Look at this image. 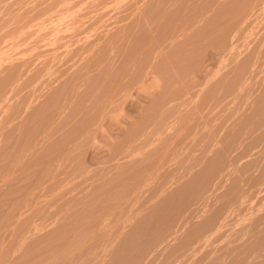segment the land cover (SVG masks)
<instances>
[{
    "label": "rangeland",
    "instance_id": "374dc122",
    "mask_svg": "<svg viewBox=\"0 0 264 264\" xmlns=\"http://www.w3.org/2000/svg\"><path fill=\"white\" fill-rule=\"evenodd\" d=\"M132 1L0 0V264H264V0Z\"/></svg>",
    "mask_w": 264,
    "mask_h": 264
},
{
    "label": "bare ground",
    "instance_id": "6f19581e",
    "mask_svg": "<svg viewBox=\"0 0 264 264\" xmlns=\"http://www.w3.org/2000/svg\"><path fill=\"white\" fill-rule=\"evenodd\" d=\"M103 1H104V0H103ZM108 1H109V0H108ZM110 1H111V0H110ZM122 1H123V0H122ZM130 1H132V0H130ZM145 1H146V0H145ZM159 1H160V0H159ZM193 1H195V0H193ZM196 1H197V0H196ZM214 1H215V0H214ZM224 1H225V0H224ZM224 1H223V2H224ZM234 1H235V0H234ZM234 1H232V2H234ZM255 1H256V0H255ZM258 1H260V0H258ZM88 2H89V1H88ZM88 2H87V3H88ZM93 2H94V1H93ZM98 2H99V1H98ZM132 2H133V1H132ZM132 2H131V3H132ZM140 2H141V1H140ZM191 2H192V1H191ZM240 2H243V1L241 0ZM249 2H250V1H249ZM263 2H264V1H263ZM101 3H102V2H101ZM142 3H143V2H142ZM144 3H146V2H144ZM201 3H203V1H202ZM225 3H226V2H225ZM247 3H248V2H247ZM247 3H246V4H247ZM257 3H258V2L256 1L255 4H257ZM94 4H95V3H94ZM96 4H98V3H96ZM99 4H100V3H99ZM120 4H121V3H120ZM120 4H119V5H120ZM124 4H126V3H124ZM133 4H134V3H133ZM173 4H175V3H173ZM176 4H177V3H176ZM188 4H190V3H188ZM217 4H219V2H218ZM220 4H221V3H220ZM223 4H224V3H223ZM239 4H240V3H239ZM248 4H249V3H248ZM255 4H254V5H255ZM261 4H262V3H261ZM108 5H109V4H108ZM119 5H118V6H119ZM143 5H144V4H143ZM148 5H149V4H148ZM178 5L181 6V4H178ZM186 5H187V2H186ZM196 5H197V4H196ZM205 5H206V4H205ZM205 5H203V6H205ZM209 5H210V3H209ZM209 5H208V7H210ZM225 5H226V4H225ZM229 5H230V3H229ZM232 5H233V4H232ZM236 5L239 6L238 4H236ZM262 5H263V4H262ZM84 6H85V5H84ZM90 6H91V5H90ZM90 6H89V7H90ZM92 6H93V5H92ZM98 6H99V5H98ZM111 6H112V4H111ZM114 6H115V4H114ZM120 6H122V4H121ZM123 6H124V5H123ZM125 6H127V5H125ZM193 6H195V5H193ZM198 6H200V5H198ZM240 6H241V5H240ZM252 6H253V5H252ZM252 6H250V7H252ZM89 7H88V9H89ZM93 7H94V6H93ZM95 7H96V6H95ZM173 7H174V5H173ZM173 7H171V8H173ZM186 7H187V6H186ZM195 7H196V6H195ZM206 7H207V6H206ZM211 7H212V6H211ZM224 7H225V6H224ZM232 7H233V6H232ZM104 8H105V7H104ZM124 8H125V7H124ZM132 8H133V7H132ZM146 8H147V7H146ZM151 8H152V7H151ZM179 8H180V7H179ZM190 8L192 9V7H190ZM220 8H221V7H220ZM236 8H238V7H236ZM253 8H254V7H253ZM256 8H257V7H256ZM262 8H263V7H262ZM91 9H92V8H91ZM95 9H96V8H95ZM98 9H99V8H98ZM98 9H97V10H98ZM126 9H127V8H126ZM139 9H140V8H139ZM139 9H138V10H139ZM141 9H142V8H141ZM147 9H148V8H147ZM173 9H174V8H173ZM181 9H182V8H181ZM187 9H189V8H187ZM197 9H198V8H197ZM209 9H210V8H209ZM233 9H234V8H233ZM244 9H245V7H244ZM246 9H247V8H246ZM250 9H251V8H250ZM257 9H258V8H257ZM102 10H103V9H102ZM110 10H111V9H110ZM119 10H120V8H119ZM119 10H118L117 12H120ZM124 10H125V9H124ZM132 10H133V9H132ZM143 10H144V8H143ZM152 10H153V8H152ZM185 10H186V8H185ZM185 10H184V11H185ZM193 10H194V9H193ZM222 10H223V9H222ZM225 10H226V9H225ZM251 10H252V9H251ZM254 10H256V9H254ZM85 11H86V10H85ZM89 11H91V10H89ZM130 11H131V9H130ZM146 11H147V10H146ZM184 11H182L181 14H182ZM187 11H188V10H187ZM189 11H190V9H189ZM195 11H196V10H195ZM203 11H204V10H203ZM226 11H227V10H226ZM237 11H238V10H237ZM262 11H263V10H262ZM93 12H94V11H93ZM128 12H129V11H128ZM128 12H127V13H128ZM138 12H140V11H138ZM148 12H149V11H148ZM153 12H154V11H153ZM174 12H175V11H174ZM198 12H199V11H198ZM209 12H210V11H209ZM209 12H208V13H209ZM228 12H229V10H228ZM232 12H234V10L231 11V13H232ZM240 12H241V11H240ZM240 12H239V13H240ZM246 12H247V11H246ZM246 12H245V13H246ZM248 12H249V11H248ZM248 12H247V13H248ZM259 12H260V11H258V13H259ZM83 13H84V12L82 11V14H83ZM86 13H87V12H86ZM98 13H99V12H98ZM108 13H109V12H108ZM115 13H116V12H115ZM125 13H126V11H125ZM144 13H145V12H144ZM158 13H159V12H158ZM170 13H171V12H170ZM193 13H194V12H193ZM196 13H197V12H196ZM225 13H226V12H225ZM242 13H244V12H242ZM245 13H244V14H245ZM253 13H254V12H253ZM17 14H18V13H17ZM88 14H89V13H88ZM103 14H104V13H103ZM116 14H117V13H116ZM116 14H115V16H116ZM140 14H141V13H140ZM152 14H153V13H152ZM160 14H161V13H160ZM176 14H177V13H176ZM176 14H175V16H176ZM183 14H184V13H183ZM190 14L192 15V13H190ZM205 14H206V13H205ZM233 14H234V13H233ZM255 14H256V13H255ZM255 14H254L253 18L255 17ZM90 15H91V14H90ZM90 15H86V16H89V17H90ZM107 15H108V14H107ZM120 15H122V14H119V16H120ZM127 15H128V14H127ZM147 15H148V14H147ZM162 15H163V14H162ZM162 15H160V16H162ZM170 15H171V14H170ZM178 15H180V14H178ZM185 15H186V14H185ZM191 15H190V18H191ZM197 15H199V14H197ZM203 15H204V14H203ZM209 15H210V14H209ZM212 15H213V14H212ZM222 15H223V14H222ZM222 15H221V16H222ZM94 16H95V14H94ZM97 16H98V15H97ZM108 16H109V15H108ZM124 16H126V15H124ZM154 16H156V15H154ZM157 16H158V14H157ZM172 16H174V15H172ZM172 16H171V17H172ZM175 16H174V17H175ZM194 16H195V14H194ZM226 16H227V15H226ZM232 16H233V15H232ZM247 16H248V15H247ZM249 16H250V15H249ZM257 16H258V15H257ZM14 17L17 18L16 16H14ZM95 17H96V16H95ZM102 17H103V16H102ZM110 17H111V16H110ZM151 17H152V16H151ZM176 17H177V16H176ZM197 17H198V16H197ZM200 17H201V16H200ZM208 17H209V16H208ZM218 17H219V16H218ZM223 17H224V16H223ZM229 17H230V16H229ZM237 17H238V16H237ZM237 17H235V18L237 19ZM240 17H242V16L240 15ZM259 17L261 18V16H259ZM10 18H11V17H10ZM18 18H19V17H18ZM76 18H77V17H76ZM81 18L83 19V18H85V17H81ZM81 18H79V19H81ZM91 18H92V17H91ZM113 18H114V16H113ZM116 18H117V17H116ZM119 18H121V17H119ZM126 18H127V16H126ZM161 18H162V17H161ZM185 18H186V17H184V19H185ZM201 18H202V17H201ZM210 18H211V17H210ZM221 18H222V17H221ZM231 18H233V17H231ZM246 18H247V17H246ZM251 18H252V17H251ZM263 18H264V17H263ZM87 19H88V18H87ZM87 19H84V20H87ZM97 19H98V18H97ZM121 19H123V18H121ZM142 19H143V18H142ZM150 19H151V18H150ZM156 19H157V18H156ZM158 19H159V18H158ZM177 19H178V18H177ZM179 19H180V18H179ZM181 19H182V18H181ZM216 19H217V18H216ZM219 19H220V18H219ZM224 19H225V18H224ZM239 19H240V18H239ZM256 19H257V18H256ZM17 20H18V19H17ZM77 20H78V19H77ZM84 20H83V21H84ZM90 20H91V19H90ZM104 20H105V19H104ZM112 20H113V19H112ZM160 20H162V19H160ZM166 20H167V19H166ZM172 20H173V18H172ZM211 20H212V18H211ZM245 20H247V19H244V22H245ZM262 20H263V19H262ZM75 21H76V19H75ZM100 21H101V20H100ZM109 21H110V20H109ZM115 21H116V20H115ZM147 21H148V19H147ZM154 21H155V20H154ZM157 21H158V20H157ZM168 21H170V20H168ZM174 21H175V20H174ZM222 21H223V19H222ZM230 21H231V20H230ZM235 21H236V20H234L233 22H235ZM240 21H241V20H240ZM257 21H258V20H257ZM79 22L81 23V21H79ZM102 22H103V21H102ZM105 22H106V21H105ZM116 22H117V21H116ZM163 22H164V21H163ZM166 22H167V21H166ZM170 22H171V21H170ZM177 22H178V21H177ZM183 22H184V21H183ZM183 22H182V25H183ZM186 22H187V20H186ZM186 22H184V24H185ZM199 22H200V21H199ZM208 22H209V21H208ZM228 22H229V21H228ZM228 22H227V24H228ZM252 22H253V21H252ZM82 23H83V22H82ZM87 23H88V24H91V23H89V22H87ZM94 23H95V22H94ZM97 23H98V22H97ZM100 23H101V22H100ZM103 23H104V22H103ZM156 23H157V22H156ZM160 23H161V22H160ZM172 23H173V21H172ZM191 23H192V22H191ZM191 23H190V24H191ZM222 23H223V22H222ZM236 23H237V22H236ZM246 23H248V21H247ZM258 23H259V22H258ZM262 23H264V22L262 21ZM76 24H77V23H76ZM88 24H87V25H88ZM106 24H107V23H106ZM116 24H117V23H116ZM173 24H174V23H173ZM179 24H181V23H179ZM188 24H189V22H188ZM194 24H195V23H194ZM197 24H198V23H197ZM202 24H203V22H202ZM248 24H249V23H248ZM248 24H247V25H248ZM254 24H255V23H254ZM96 25L98 26V24H96ZM96 25H95V26H96ZM118 25H119V24H118ZM170 25H171V24H170ZM176 25H177V24H176ZM195 25H196V24H195ZM199 25H200V23H199ZM199 25H198V27H199ZM230 25H231V24H230ZM255 25H256V24H255ZM4 26H5V25H4ZM58 26H60V25H58ZM77 26H78V25H77ZM93 26H94V25H93ZM95 26H94V27H95ZM104 26H105V24H104ZM112 26H113V24H112ZM158 26H159V25H158ZM161 26H164V25L161 24ZM196 26H197V25H196ZM211 26H212V25H211ZM213 26H214V25H213ZM213 26H212V27H213ZM215 26H216V25H215ZM221 26H222V25H221ZM225 26H226V25H225ZM243 26H245V23L243 24ZM243 26H242V27H243ZM263 26H264V25H263ZM263 26H262V27H263ZM78 27H80V26H78ZM78 27H77V29H79ZM102 27H103V26H102ZM110 27H111V26H110ZM119 27H120V26H119ZM154 27H155V26H154ZM178 27L180 28V26H178ZM185 27H187V26H185ZM228 27H229V26H228ZM238 27H239V26H238ZM240 27H241V26H240ZM242 27H241V28H242ZM257 27H258V26H257ZM262 27H261V28H262ZM4 28H5V27H4ZM6 28H7V27H6ZM59 28H60V27H59ZM98 28H100V27H98ZM103 28H104V27H103ZM157 28H158V27H157ZM157 28H156V29H157ZM165 28H166V27H165ZM165 28H163V29H165ZM191 28H192V26H191V27L189 26L188 29L191 30ZM207 28H208V27H207ZM214 28H216V27H214ZM218 28L221 29V27H219V26H218ZM218 28H217V29H218ZM230 28H231V27H230ZM245 28H246V27H245ZM45 29H46V28H45ZM60 29H61V28H60ZM60 29H59V30H60ZM81 29H82V28H81ZM83 29H84V28H83ZM117 29H118V28H117ZM153 29H154V28H152V30H153ZM158 29H159V28H158ZM167 29H168V28H167ZM188 29H187V31H188ZM209 29H210V28H209ZM212 29H213V28H212ZM212 29H211V30H212ZM234 29H235V27H234ZM254 29H255V27H254ZM42 30H43V29H42ZM59 30H58V31H59ZM95 30H97V29H95ZM112 30H113V29H112ZM180 30H182V29L180 28ZM205 30H206V29H205ZM213 30H214V29H213ZM213 30H212V31H213ZM215 30H216V29H215ZM215 30H214V32H215ZM235 30H236V29H235ZM238 30L241 31V29H238ZM249 30H250V29H249ZM258 30H259V29H258ZM55 31H56V29H55ZM101 31H102V30H101ZM120 31H121V30H120ZM163 31H164V30H163ZM163 31H162V32H163ZM178 31H179V29H178ZM193 31H194V30H193ZM212 31H211V32H212ZM217 31H219V30H216V32H217ZM242 31H243V30H242ZM247 31H248V30H247ZM247 31H245V33H246ZM256 31H257V30H256ZM94 32H95V31H94ZM99 32H100V31H99ZM153 32H154V31H153ZM153 32H152V33H153ZM162 32H161V33H162ZM164 32H165V31H164ZM169 32H170V31H169ZM169 32H168V34H169ZM171 32H172V31H171ZM174 32H175V31H174ZM190 32H191V31H190ZM216 32H215V34H216ZM220 32H221V31H220ZM222 32L224 33V30H223ZM222 32H221V33H222ZM226 32H227V31H226ZM233 32H234V31H233ZM250 32H251V31H250ZM253 32H254V31H253ZM263 32H264V31H263ZM88 33H90V32H88ZM106 33H107V32H106ZM118 33H119V32H118ZM181 33H182V32H181ZM181 33H180V35H181ZM191 33H192V32H191ZM205 33H206V32H205ZM234 33H235V32H234ZM110 34H111V33H110ZM156 34H157V32H156ZM166 34H167V32H166ZM185 34H186V33H185ZM188 34L190 35L189 32H188ZM218 34H219V33H218ZM237 34H238V33H237ZM239 34H240V33H239ZM239 34H238V36H239ZM241 34H242V33H241ZM78 35H79V34H78ZM116 35H117V34H116ZM157 35H158V34H157ZM157 35H156V36H157ZM180 35H179V36H180ZM208 35H209V33H208ZM211 35H212V34H211ZM223 35H224V34H223ZM226 35H227V34H226ZM228 35H229V34H228ZM252 35H253V34H252ZM81 36H82V35H81ZM106 36H107V35H106ZM112 36H113V34H112ZM119 36H120V35H119ZM150 36H151V35H150ZM161 36H162V35H161ZM167 36H168V35H167ZM167 36H166V37H167ZM171 36H172V35H171ZM183 36H184V35H183ZM218 36H219V35H218ZM218 36H217V38H219ZM221 36H222V35H221ZM234 36H235V35H234ZM245 36H246V35H245ZM258 36H259V35H258ZM261 36H263V35L261 34L260 37H261ZM71 37H72V36H71ZM117 37H118V36H117ZM164 37H165V36H163V38H164ZM185 37H187V36H185ZM192 37H193V35H192ZM207 37H208V36H207ZM231 37H232V36H231ZM247 37H248V36H247ZM107 38H108V37H107ZM151 38H152V37H151ZM153 38H155V37L153 36ZM156 38H157V37H156ZM170 38H172V37H170ZM217 38H216V40H217ZM232 38H233V37H232ZM232 38H231V39H232ZM244 38H245V37H244ZM84 39H85V38H84ZM84 39H83V40H84ZM89 39H90V38H89ZM110 39H111V38H110ZM112 39H114V38H112ZM116 39H117V38H116ZM120 39H121V37H120ZM149 39H150V38H149ZM166 39H167V38H165V40H166ZM178 39H179V38H178ZM183 39H185V38H183ZM187 39H189V37H188ZM242 39H243V38H242ZM242 39H241V40H242ZM246 39H247V38H246ZM256 39H258V38H256ZM70 40H71V39H70ZM72 40H73V39H72ZM85 40H86V39H85ZM85 40H84V42H85ZM90 40H91V39H90ZM94 40H95V39H94ZM102 40H103V39H102ZM157 40H158V39H157ZM185 40H186V39H185ZM202 40H203V39H202ZM219 40H220V39H219ZM229 40H230V38H229ZM234 40H235V39H234ZM234 40H232V41H234ZM244 40H245V39H244ZM248 40H249V39H248ZM114 41H115V39H114ZM114 41H112V42H114ZM154 41H156V40H154ZM160 41L162 42V40H160ZM171 41H172V40H171ZM175 41H177V40H175ZM178 41H179V40H178ZM178 41H177V42H178ZM196 41H198V39H197ZM205 41H209V42H211L210 40H206V39H205ZM232 41H231V42H232ZM239 41H240V40H239ZM242 41H243V40H242ZM245 41H247V40H245ZM258 41H259V40H258ZM260 41H261V39H260ZM66 42H67V41H66ZM66 42H65V43H66ZM115 42H116V41H115ZM119 42H121V40H120ZM119 42H118V46L120 45ZM142 42H143V41H142ZM144 42H145V41H144ZM169 42H170V41H169ZM181 42H182V41H181ZM187 42H189V41H187ZM221 42H222V41H221ZM250 42H251V41H250ZM110 43H111V41H110ZM149 43H150V41H149ZM190 43H191V40H190ZM190 43H189V44H190ZM198 43H199V42H198ZM205 43H206V42H205ZM222 43H223V42H222ZM256 43H257V42H256ZM69 44H70V42H69ZM86 44H87V43H86ZM90 44H91V43H90ZM116 44H117V43H116ZM144 44H145V43H144ZM150 44L152 45V43H150ZM155 44H156V43H155ZM167 44H169V43H167ZM196 44H197V42H196ZM196 44H195V45H196ZM202 44H204V43H202ZM202 44H201V45H202ZM219 44H220V43H219ZM236 44H237V41H236ZM240 44H241V43H240ZM243 44H244V42H243ZM245 44H246V43H245ZM257 44H258V43H257ZM257 44H256V45H257ZM263 44H264V43H263ZM67 45H68V44H67ZM79 45H80V44H79ZM96 45H97V44H96ZM106 45H107V44H106ZM135 45H136V44H135ZM148 45H149V44H148ZM151 45H150V46H151ZM159 45H161V44H159ZM171 45H174V42H173V44H171ZM184 45H186V44H183V46H184ZM206 45H207V44H206ZM209 45H210V44H209ZM209 45H208V46H209ZM212 45H213V44H212ZM216 45H217V44H216ZM222 45H223V44H222ZM231 45H233V44H231ZM248 45H249V44H248ZM250 45H251V44H250ZM69 46L71 47V45H69ZM75 46H76V45H75ZM99 46H100V45H99ZM152 46H154V45H152ZM169 46H170V44H169ZM169 46H168V48H169ZM174 46H175V45H174ZM180 46L182 47L181 44H180ZM223 46H225V45H223ZM233 46H235V45H233ZM238 46H239V44L237 45V47H238ZM245 46H246V45H245ZM245 46H244V47H245ZM66 47H67V46H66ZM79 47H80V46H79ZM88 47H89V46H88ZM91 47H92V46H91ZM96 47H97V46H96ZM109 47H110V46H109ZM111 47H112V46H111ZM143 47H145V46H143ZM161 47H162V46H161ZM187 47H188V46H187ZM197 47H198V44H197ZM204 47H205V45H204ZM215 47H216V46H215ZM218 47H219V46H218ZM244 47H242V48H244ZM145 48H147V47H145ZM148 48H149V47H148ZM155 48H156V47H155ZM164 48H165V47H164ZM172 48H173V47H172ZM172 48H170V49L173 50ZM174 48H175V47H174ZM188 48H189V47H188ZM193 48H194V47H193ZM216 48H217V47H216ZM221 48H222V47H221ZM252 48H253V47H252ZM252 48H251V49H252ZM69 49H70V48H69ZM143 49H144V48H143ZM199 49H200V48H199ZM223 49H225V48H223ZM60 50H61V49H60ZM63 50H64V49H63ZM83 50H84V49H83ZM145 50H146V49H145ZM151 50H152V47H151ZM164 50H165V49H164ZM175 50H176V49H175ZM192 50H193V49H192ZM235 50H236V49H235ZM240 50H241V49H240ZM97 51H98V50H97ZM140 51H141V50H140ZM146 51H147V50H146ZM165 51H166V50H165ZM177 51H178V48H177ZM179 51H180V49H179ZM223 51H224V50H223ZM223 51H222V52H223ZM238 51H239V50H238ZM255 51H256V50H255ZM79 52H80V49H79ZM81 52H84V51H81ZM86 52H87V51H86ZM88 52H90V51L88 50ZM106 52H107V51H106ZM173 52H174V50H173ZM175 52H176V51H175ZM197 52H198V51H196V53H197ZM205 52H206V51H205ZM53 53H54V52H53ZM91 53H92V52H91ZM93 53H95V52H93ZM107 53H108V52H107ZM143 53H144V52H143ZM143 53H140V54L142 55ZM258 53H259V51H258ZM86 54H88V53H86ZM99 54H100V53H99ZM168 54H169V53H167V55H168ZM175 54H177V53H175ZM175 54H173V55H175ZM180 54H181V53H180ZM180 54H178V55H180ZM185 54H186V53H185ZM188 54H189V53H188ZM233 54H234V53H233ZM253 54H254V53H253ZM260 54H261V53H260ZM51 55H52V54H51ZM51 55H49V57H50ZM56 55H57V54H56V52H55V56H56ZM93 55H94V54H92V56H93ZM131 55H132V54H131ZM131 55H130V56H131ZM136 55H137V54H136ZM147 55H148V54H147ZM150 55H152V54H150ZM154 55H155V54H154ZM173 55H172V56H173ZM189 55H191V54H189ZM189 55H188V57H189ZM193 55H194V52H193ZM196 55H197V54H196ZM203 55H205V54H203ZM224 55H225V51H224ZM256 55H257V54H256ZM256 55H255V56H256ZM262 55H264V54L262 53ZM44 56H45V55H43V58H45ZM63 56H64V55H63ZM92 56H91V57H92ZM123 56H124V55H123ZM128 56H129V55H128ZM132 56H133V55H132ZM159 56H160V54H159ZM175 56H176V55H175ZM175 56H173V57H175ZM181 56H182V54H181ZM197 56H199V55H197ZM255 56H254V57H255ZM40 57H41V56H40ZM89 57H90V55H89ZM134 57H135V56H134ZM134 57H133V58H134ZM162 57H163V56H162ZM165 57H166V56H165ZM168 57H169V56H168ZM178 57H179V56H178ZM178 57H177V58H178ZM200 57H201V56H200ZM222 57H223V56H222ZM238 57H240V56L238 55ZM248 57H249V56H248ZM254 57H252V58H254ZM38 58H39V56H38ZM50 58H51V57H50ZM137 58H138V57H137ZM142 58H143V57H142ZM142 58H141V59H142ZM150 58H151V57H150ZM157 58H158V57H157ZM169 58H170V57H169ZM186 58H187V57H186ZM191 58H192V57H191ZM191 58H190V59H191ZM218 58H219V57H218ZM252 58L250 57V59H252ZM263 58H264V57H263ZM35 59H37V58H35ZM54 59H55V58H54ZM54 59H53V60H54ZM75 59H76V58H75ZM77 59H78V58H77ZM93 59H94V58H93ZM145 59H146V58H145ZM151 59H152V58H151ZM151 59H150V60H151ZM160 59H161V58H160ZM165 59H166V58H165ZM183 59H184V58H183ZM220 59H221V57H220ZM255 59H256V58H255ZM258 59H259V56H258ZM260 59H261V58H260ZM33 60H34V58H33ZM41 60H42V59H41ZM47 60H48V59H47ZM47 60H46V58H45V61H47ZM56 60H58V59H56ZM60 60H61V58H60ZM60 60H59V61H60ZM62 60H63V59H62ZM80 60H81V59H80ZM97 60H98V59H97ZM133 60H134V59H133ZM178 60H179V58H178ZM252 60H253V59H252ZM252 60H251V62H252ZM261 60H262V59H261ZM42 61H44V59H43ZM59 61H58V62H59ZM223 61H224V60H223ZM230 61H232V60H230ZM38 62H39V61H38ZM47 62H48V61H47ZM55 62H57V61H55ZM254 62H255V61H254ZM35 63H37L36 60H35ZM49 63H50V61H49ZM259 63H260V62H259ZM263 63H264V62H263ZM53 64H55V63L53 62ZM50 65H51V64H50ZM68 65H69V64H68ZM51 66H52V65H51ZM51 66H49V68H50ZM252 66H253V65H252ZM261 66H262V65H261ZM253 67L255 68V66H253ZM66 69H67V68H66ZM61 71H63V70H61ZM252 71H253V70H252ZM259 71H261V70H259ZM64 72H65V71H64ZM250 72H251V71H250ZM257 74H258V73H257ZM263 74H264V73H263ZM252 75H253V74H252ZM260 76H261V75H260ZM15 77H17V76H15ZM115 77H116V76H115ZM115 77H114V78H115ZM248 77H249V76H248ZM250 77H251V75H250ZM258 78H259V77H258ZM15 79H16V78H15ZM15 79H14V80H15ZM247 79H248V78H247ZM42 80H43V78H42ZM44 80H46V79H44ZM245 81H246V80H245ZM253 81H254V80H253ZM12 82H13V81H12ZM40 82H43V81H40ZM40 82H38V83H40ZM246 82H247V81H246ZM248 82H249V81H248ZM45 83H46V82H45ZM243 84H244V81H243ZM35 85H36V84H35ZM42 85H43V84H42ZM44 86H45V85H44ZM44 86H43V87H44ZM248 86H249V85H248ZM43 87H42V88H43ZM31 88H33V87H31ZM34 89H35V88H34ZM34 89H33V90H34ZM37 89H38V88H37ZM7 90H8V89H7ZM30 90H32V89H30ZM38 90H39V89H38ZM36 91H37V90H36ZM36 91H35V92H36ZM111 91H112V90H111ZM240 91H241V90H240ZM246 91H247V90H246ZM41 92H42V91H41ZM236 92H239V91H236ZM37 93H38V92H37ZM37 93H36V94H37ZM109 93H111V92H109ZM33 94H34V93H33ZM234 94H235V93H234ZM42 95H43V94H42ZM240 95H242V94H240ZM240 95H239V97H240ZM24 96H25V95H24ZM39 96H41V95H39ZM244 96H245V95H244ZM33 97H34V96H33ZM33 97H32V99H33ZM237 97H238V96H237ZM246 97H247V95H246ZM3 98H5V97H3ZM23 98H24V97H23ZM25 98H26V97H25ZM39 98H42V97H39ZM39 98H38V99H39ZM64 98H65V97H64ZM203 98H204V96H203ZM226 98H227V97H226ZM232 98H233V97H232ZM29 99H30V98H29ZM36 99H37V98H36ZM36 99H35V100L33 99V101H36ZM245 99H246V98H245ZM24 100H25V99H24ZM206 100H207V98H206ZM240 100H241V99H240ZM247 100H248V98H247ZM247 100H246V101H247ZM0 101H3V100H0ZM5 101H6V100H5ZM248 101H249V100H248ZM28 102H29V101H28ZM31 102H32V100H31ZM31 102H29V103H31ZM37 102H38V101H37ZM209 102H210V101H209ZM224 102H225V101H224ZM224 102H223V103H224ZM237 102H238V100H237ZM14 103H16V102H14ZM19 103H20V102H19ZM33 103H34V102H33ZM240 103H241V102H240ZM240 103H237V104H240ZM245 103H247V102H245ZM27 104H28V103H27ZM205 104H206V102H204V107L206 106ZM228 104H229V103H228ZM1 105L4 106V103L1 104ZM13 105H14V104H13ZM15 105H16V104H15ZM245 105H246V104H245ZM9 106H11V105L9 104ZM25 106H26V105H25ZM219 106H220V104H219ZM230 106H231V105H230ZM246 106H247V105H246ZM246 106H245V107H246ZM5 107H6V106H5ZM28 107H30V106H28ZM209 107H210V104H209ZM217 107H218V106H217ZM227 107H228V106H227ZM6 108H7V107H6ZM8 108L10 109V107H8ZM26 108H27V107H26ZM206 108H207V107H206ZM219 108H220V107H219ZM219 108H216V109L218 110ZM225 108H226V107H225ZM12 109H13V107H12ZM14 109H15V108H14ZM19 109H20V106H19ZM22 109L24 110V107H23ZM22 109H21V110H22ZM203 109H205V108H203ZM209 109H210V108H209ZM244 109H246V108H244ZM21 110H20V111H21ZM189 110H191V109H189ZM195 110H196V109H195ZM205 110H207V109H205ZM241 110H242V109H241ZM7 111H8V109H7ZM13 111L16 112L15 110H13ZM202 111H203V110H202ZM215 111H216V110H215ZM227 111H228V110H227ZM244 111H245V110H244ZM244 111H243V112H244ZM10 112H11V111H10ZM10 112H9V113H10ZM199 112H200V111H199ZM224 112H226V111H224ZM4 113H5V112H4ZM4 113H1V115L4 114ZM9 113H8V114H9ZM200 113H201V112H200ZM202 113H204V111H203ZM244 113H245V112H244ZM11 114H12V113H11ZM13 114H14V113H13ZM21 114H22V113H21ZM189 114H191V113H189ZM5 115H6V114H5ZM5 115H4V116H5ZM9 115H10V114H9ZM9 115H8V116H9ZM196 115H197V114H196ZM199 115H200V114H199ZM10 116H11V115H10ZM17 116H19V115L17 114ZM213 116H214V115H213ZM236 116H237V115H236ZM2 118H3V117H2ZM4 118H5V117H4ZM195 118H196V117H195ZM201 118H202V117H201ZM209 118L211 119V117H209ZM8 119H9V118H8ZM16 119H17V118H16ZM1 120H2V119H0V121H1ZM5 120H6V119H4V121H5ZM191 120H192V119H190V121H191ZM193 120H194V119H193ZM212 120H213V119H212ZM6 121H7V120H6ZM6 121H5V122H6ZM12 121H13V116H12ZM16 121H17V120H15V122H16ZM19 121H20V120H19ZM186 121H187V120H186ZM195 121H196V120H195ZM195 121H193V122H195ZM2 122H3V121H2ZM5 122H4V123H5ZM17 122H18V121H17ZM212 122H213V121H212ZM214 122H216V121H214ZM13 123H14V122H13ZM13 123H12V124H13ZM190 123H191V122H190ZM14 124L16 125V123H14ZM187 124H189L188 121H187ZM10 125H11V124H10ZM10 125H9V126H10ZM12 127H13V126H12ZM0 128H2V127H0ZM7 128H8V126H7ZM13 128H14V127H13ZM18 128H19V127H18ZM2 129H3V128H2ZM2 129L0 130L1 132H2ZM4 129H5V128H4ZM14 129H15V128H14ZM19 129H20V128H19ZM6 130H7V129H6ZM9 130H10V129H9ZM12 130H13V129H12ZM3 131H4V130H3ZM183 132H184V131H183ZM14 133H15V132H14ZM14 133H13V134H14ZM16 133H18V132H16ZM185 133H186V132H185ZM189 133H190V131H189ZM223 133H224V132H223ZM225 133H226V131H225ZM11 134H12V133H11ZM13 134H12V135H13ZM179 134H180V133H179ZM180 135H181V134H180ZM2 136H3V135H2ZM2 136H1V137H2ZM13 136H14V135H13ZM15 136H16V135H15ZM18 136H19V135H18ZM178 136H179V135H178ZM8 137H9V136H8ZM12 138H13V137H12ZM176 138H177V137H176ZM0 139H1V138H0ZM171 139H172V138H171ZM174 139H175V137H174ZM177 140H179V138H178ZM6 141H7V139H6ZM171 141H172V140H171ZM174 141H175V140H174ZM186 141H188V140H186ZM177 142H178V141H177ZM1 143H2V142H1ZM13 144H15V143H13ZM173 144H174V143H173ZM185 144H186V143H185ZM13 146H14V145H13ZM16 146H17V144H16ZM168 146H169V144H168ZM170 146H171V144H170ZM178 146H179V145H178ZM14 147H15V146H14ZM17 147H18V146H17ZM171 147H172V146H171ZM183 147H184V146H183ZM186 148L188 149V147H186ZM196 148H197V147H196ZM9 149H10V148H9ZM16 149H17V148H16ZM176 149H177V148H176ZM180 149H181V148H180ZM174 150H175V149H174ZM212 150H213V149H212ZM10 151H11V149L9 150V152H10ZM18 151H19V150H18ZM166 151H167V150H166ZM166 151H165V152H166ZM168 151H169V150H168ZM188 151H189V150H188ZM205 151H206V150H205ZM207 151H208V150H207ZM16 152H17V151H16ZM210 152H211V150H210ZM10 153H11V152H10ZM17 153H18V152H17ZM163 153H164V152H163ZM173 153H174V151H173ZM195 153H196V152H195ZM198 153H199V152H198ZM180 154H181V151H180ZM206 154H207V153H206ZM7 155H8V154H7ZM16 155H17V154H15V156H16ZM10 156H11V155H10ZM162 157H163V156H162ZM9 158H10V157H9ZM160 158H161V157H160ZM165 158H167V157H165ZM177 158H178V156H177ZM177 158H176V159H177ZM7 160H8V158H7ZM11 160H12V158H11ZM15 160H16V158H15ZM15 160H14V161H15ZM17 160H18V157H17ZM17 160H16V161H17ZM163 160H164V158H163ZM173 160H174V158L172 157V161H173ZM203 160H204V158H203ZM5 161H6V160H5ZM157 161H158V160H157ZM205 161H206V160H205ZM3 162H4V160H3ZM196 162H197V161H196ZM196 162H195V163H196ZM200 162H201V161H200ZM200 162H199V163H200ZM4 163H5V162H4ZM17 163H18V162H17ZM18 164H19V163H18ZM12 165H13V164H12ZM196 165H197V164H196ZM14 166H15V165H14ZM18 166H19V165H18ZM4 168H5V167H4ZM10 168H11V167H10ZM13 168L16 169V167H13ZM156 168H157V167H156ZM165 168H166V167H165ZM193 168H194V167H193ZM1 169H2V168H1ZM18 170H19V169H18ZM162 170L164 171V168H163ZM181 170H182V169H181ZM189 170H190V169H189ZM195 170H196V169H195ZM13 171H14V169H13ZM163 171H162V173H163ZM15 172H16V171H15ZM152 172H153V171H152ZM165 172H166V174H164V175H167L168 172H167V171H165ZM194 172H195V171H194ZM148 174H149V173H148ZM154 174H155V170H154L153 175H154ZM159 174H160V173H159ZM10 175H11V173H10ZM151 175H152V174H151ZM156 175H157V174H156ZM177 175H178V174H177ZM169 176H170V175H169ZM11 177H13V176H11ZM14 177H15V176H14ZM17 177H18V176H17ZM17 177H16V178H17ZM175 177H176V176H175ZM179 177H180V176H179ZM18 178H19V177H18ZM150 178H151V177H150ZM157 178H158V177H157ZM170 178H172V177H170ZM170 178H169V179H170ZM0 179H4V177H3V178H0ZM6 179H8V178L6 177ZM13 179H14V178H13ZM164 179H167V178H165V176H164ZM207 180H208V179H207ZM160 181H161V180H160ZM160 181H159V182H160ZM180 181H181V180H180ZM2 182H3V181H2ZM13 182H14V180H13ZM154 182H155V181H154ZM177 182H178V181H177ZM177 182H176V183H177ZM14 183H15V182H14ZM18 183H19V182H18ZM144 184H145V183H144ZM146 184H147V183H146ZM162 184H163V183H162ZM15 185H16V184H15ZM174 185H176V184H174ZM16 186H17V185H16ZM16 186H15V188H16ZM160 186H161V185H160ZM170 186H171V185H170ZM172 187H173V185H172ZM172 187H169V188L171 189ZM174 187H175V186H174ZM139 188H140V187H139ZM146 188H147V187H146ZM202 188H203V187H202ZM148 189H149V188H148ZM165 189H166V188H165ZM170 189H168V191H169ZM16 190H17V189H16ZM172 190H173V189H172ZM141 191H142V190H141ZM146 191H147V189H146ZM16 193H17V192H16ZM136 194H137V193H136ZM165 194H166V193H165ZM15 195H16V194H15ZM147 195H148V194H147ZM156 195H157V193H156ZM16 196H17V195H16ZM140 196H141V195H140ZM145 196H146V195H145ZM152 196H153V195H152ZM152 196H151V197H152ZM133 197H135V195H134ZM137 197H138V196H137ZM17 198H18V197H17ZM151 199H152V198H151ZM16 200H17V199H16ZM138 200H139V199H138ZM138 200H136V201H138ZM145 200H146V199H145ZM133 201H134V200H133ZM140 201H141V200H140ZM146 201H147V200H146ZM152 201H153V200H152ZM14 203H15V202H14ZM130 204H131V203H130ZM136 204H137V203H136ZM136 204H135V205H136ZM139 204H140V203H139ZM143 204H144V203H143ZM18 205H19V204H18ZM128 205H129V204H128ZM212 205H213V204H212ZM133 206H134V205H133ZM129 207H130V206H129ZM131 207H132V206H131ZM18 208H19V207H18ZM143 208H144V206H143ZM132 209H134V207H133ZM15 210H16V209H15ZM17 212H18V211H17ZM137 212H138V211H137ZM18 213H19V212H18ZM126 213H128V212H126ZM197 213H198V212H197ZM202 214H203V213H202ZM128 215H129V213H128ZM128 215H127V216H128ZM200 215H201V214H200ZM16 216H17V215H16ZM17 218H18V217H17ZM134 218H135V217H134ZM196 218H197V217H196ZM13 219H14V218H13ZM125 219H126V218H125ZM16 220H17V219H16ZM128 220H129V219H128ZM9 221H10V220H9ZM133 221H134V220H133ZM12 222H13V221H12ZM15 222H16V221H15ZM3 223H4V222H3ZM13 223H14V222H13ZM17 223H18V222H17ZM17 223H16V224H17ZM11 224H12V223H11ZM14 224H15V223H14ZM7 225H8V224H7ZM10 226H11V225H10ZM15 226H16V225H15ZM17 226H18V224H17ZM8 227H9V226H8ZM192 227H193V226H192ZM11 228H12V226H11ZM11 228H10V230H12ZM14 228H15V227H14ZM196 228H197V227H196ZM10 230H9V231H10ZM121 231H122V230H121ZM6 234H7V233H6ZM119 234H120V233H119ZM7 235H8V234H7ZM15 235H16V234H15ZM2 236H3V235H2ZM16 237H17V236H16ZM1 238H2V237H1ZM6 240H7V239H6ZM177 240H178V239H177ZM177 240H176V241H177ZM6 242H7V241H6ZM171 244H172V243H171ZM3 245H4V244H3ZM173 246H174V245H172V247H173ZM1 247L3 248V246H1ZM14 247H15V246H14ZM17 248H18V246H17ZM166 249H167V248H166ZM170 249H171V247H170ZM164 250H165V248H164ZM2 251H3V250H2ZM2 251L0 250V252H2ZM99 251H100V250H99ZM169 251H170V250H169ZM95 252H96V251H95ZM171 253H172V251H171ZM262 253H263V252H262ZM14 254H15V253H14ZM96 254H97V253H96ZM15 255H16V254H15ZM163 255H164V254H163ZM253 255H254V253H253ZM161 256H162V255H161ZM165 256H166V255H165ZM255 256H256V255H255ZM162 257H163V256H162ZM252 257H253V256H252ZM249 259H250V258H249ZM246 260H247V259H246ZM250 260H252V259H250ZM163 261H164V260H163ZM157 262H158V261H157ZM157 262H155V264H156ZM243 262H244V261H243ZM253 262H254V261H253ZM150 263H151V262H150ZM256 263H258V262H256ZM263 263H264V262H263ZM148 264H149V263H148ZM152 264H153V263H152Z\"/></svg>",
    "mask_w": 264,
    "mask_h": 264
}]
</instances>
